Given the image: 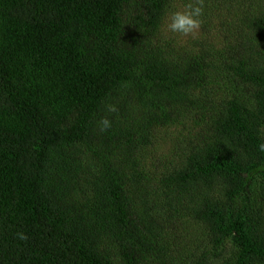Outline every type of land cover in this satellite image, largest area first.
Returning a JSON list of instances; mask_svg holds the SVG:
<instances>
[{"label": "trees", "instance_id": "obj_1", "mask_svg": "<svg viewBox=\"0 0 264 264\" xmlns=\"http://www.w3.org/2000/svg\"><path fill=\"white\" fill-rule=\"evenodd\" d=\"M219 1L0 0V264H264V0Z\"/></svg>", "mask_w": 264, "mask_h": 264}, {"label": "clouds", "instance_id": "obj_2", "mask_svg": "<svg viewBox=\"0 0 264 264\" xmlns=\"http://www.w3.org/2000/svg\"><path fill=\"white\" fill-rule=\"evenodd\" d=\"M203 0H192L187 10H175L171 12L167 30L174 34L182 36H195L200 28V17L203 15ZM111 112H115V107L109 109ZM101 132H107L112 127V122L108 118H104L99 124ZM258 150L264 152V143L258 145ZM18 239L26 240L27 236L20 232L17 233Z\"/></svg>", "mask_w": 264, "mask_h": 264}, {"label": "rangeland", "instance_id": "obj_3", "mask_svg": "<svg viewBox=\"0 0 264 264\" xmlns=\"http://www.w3.org/2000/svg\"><path fill=\"white\" fill-rule=\"evenodd\" d=\"M176 1H179V0H176ZM218 4H219V8L222 10V12L220 11L219 16H222L223 15L222 14L223 12H224L225 15L228 14V13L230 14V11L231 10H236L235 12L238 13V11H240V10L242 11L245 8L248 7V4H244L243 0H220L218 2ZM176 5L179 6L178 7V10H184V9H186V8H184L182 6V4L180 2H178ZM175 10H177V9H174V11ZM170 14H171V12L168 15V19H169ZM219 22H220V17L216 21V23H214V24H216L215 25V28L216 29H219L220 28V23ZM167 23H168V20L166 22V25H167ZM218 23H219V25H218ZM190 37H193V36H187V37H185V36H182L181 35V39L182 40H186V39H188ZM163 133L168 136L167 138H170L169 133H168L167 130H164ZM170 140H171V138L168 140V144L170 143Z\"/></svg>", "mask_w": 264, "mask_h": 264}]
</instances>
